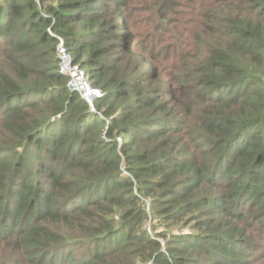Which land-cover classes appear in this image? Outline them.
<instances>
[{
  "label": "trees",
  "instance_id": "trees-1",
  "mask_svg": "<svg viewBox=\"0 0 264 264\" xmlns=\"http://www.w3.org/2000/svg\"><path fill=\"white\" fill-rule=\"evenodd\" d=\"M0 264H264V0H0Z\"/></svg>",
  "mask_w": 264,
  "mask_h": 264
},
{
  "label": "built area",
  "instance_id": "built-area-1",
  "mask_svg": "<svg viewBox=\"0 0 264 264\" xmlns=\"http://www.w3.org/2000/svg\"><path fill=\"white\" fill-rule=\"evenodd\" d=\"M55 55L58 62V72L67 78L68 89L72 92L78 93L80 98L87 104L89 111L95 113L93 103L95 100L102 97V92L99 89L90 86L86 73L79 65L74 64L61 39H59L56 45ZM116 141L118 144L121 143L120 138H117ZM122 174L124 176L128 175L123 170Z\"/></svg>",
  "mask_w": 264,
  "mask_h": 264
},
{
  "label": "rangeland",
  "instance_id": "rangeland-1",
  "mask_svg": "<svg viewBox=\"0 0 264 264\" xmlns=\"http://www.w3.org/2000/svg\"><path fill=\"white\" fill-rule=\"evenodd\" d=\"M133 13L135 14V13H141V11L140 12H138V11H134L133 10ZM148 14V13H147ZM147 14H146V16H147ZM152 17V20H154V19H157L156 17H154V16H151ZM74 62V61H73ZM74 64H76L75 62H74ZM125 167L122 165V167H121V171L123 170V171H125V169H124ZM126 172V171H125ZM145 206H146V208H147V211H149V205H148V203H146L145 204ZM147 229H149L148 228V225H147ZM161 241H159L160 243H161V245H163V242H162V239H160Z\"/></svg>",
  "mask_w": 264,
  "mask_h": 264
}]
</instances>
